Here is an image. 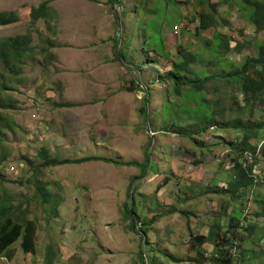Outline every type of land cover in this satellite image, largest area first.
I'll list each match as a JSON object with an SVG mask.
<instances>
[{"label": "rangeland", "instance_id": "374dc122", "mask_svg": "<svg viewBox=\"0 0 264 264\" xmlns=\"http://www.w3.org/2000/svg\"><path fill=\"white\" fill-rule=\"evenodd\" d=\"M43 1H49L52 10L49 26L42 21L31 25L29 9ZM119 1L121 6L109 0H0V10L16 11L19 16L18 23L0 27V38L28 33L33 47V53L19 65V76L4 72L0 64V99L7 101L12 96L16 100L15 110L0 109V155H4L0 198L4 186L14 207L28 201L21 208H27L25 217L34 223L36 249L35 256L24 254L17 242L8 261L0 257V264H43L51 247L58 253L53 264H195L190 262L196 253L189 239L201 233L217 211L238 215L244 225L241 233L254 224L257 235L264 232V218L258 216L264 199L263 178L236 202L226 195L203 193L213 186L223 187L224 180L231 176L228 148L221 139L223 136L233 141L237 131L218 127L200 137L195 135L194 142L201 148L189 140L191 129L183 137L160 130L163 106L171 111L172 103H182L167 95L165 82H158L172 63L178 62L175 45L197 51L204 60L212 57L204 47V38H211L214 30L204 32L202 37L194 35L199 24L197 15L208 11V0H179L182 20L171 32L161 33L169 56L157 61L153 59L158 57L157 52L142 51L144 42L134 25L138 17L129 21L130 16H121L122 10H133L141 0ZM211 2L217 3L216 17L229 23L219 25L216 31L236 36L235 31L242 28V40L251 47L240 55L226 53L215 66L190 64L191 74L200 78L237 67L246 57L255 55L257 44L264 42V32H256L253 25L241 19L237 5ZM181 27H185L184 32ZM118 36L129 40V62L115 59ZM44 49L48 56H44ZM138 64L136 79L144 91L129 90L134 76L127 67ZM146 91L149 102L145 106L153 124L145 126L139 110ZM203 92L207 100L203 105L210 108H214L213 100L221 97L227 123L238 116L237 108L230 107L227 99L237 93L234 84L210 80ZM170 104V109L166 108ZM240 116L245 119L244 112ZM259 117L264 120V114L257 113L255 119ZM188 122L192 121L184 124ZM41 148L48 151L49 159L70 162L38 173L37 182L50 195L44 203L28 163L23 161L27 158L35 166L42 163L38 158ZM87 157L118 163H74ZM131 161L139 166L119 164ZM260 172L264 173V159L256 165V175ZM132 218L153 221L151 227L141 228L145 236L138 231L139 222L133 230ZM223 221L225 226L224 217ZM263 245L264 237L258 245L245 243L248 251L242 264H264V257L259 255ZM238 247L239 242L234 249L236 255ZM203 250L210 253L212 247L204 245ZM203 263L213 264L210 260Z\"/></svg>", "mask_w": 264, "mask_h": 264}, {"label": "trees", "instance_id": "16d2710c", "mask_svg": "<svg viewBox=\"0 0 264 264\" xmlns=\"http://www.w3.org/2000/svg\"><path fill=\"white\" fill-rule=\"evenodd\" d=\"M226 4L237 5L240 18L245 19L247 23L253 25L256 32H264V0H222ZM114 5H120L119 0H109ZM181 4L179 0H141L134 6L133 10H122L121 16L124 18H137L136 26L137 35L143 39L142 51L147 52L153 50L157 52L158 57L153 56L154 60H161L168 58L169 49L166 47L165 39L162 38L161 33L166 30H172V27L179 25L182 16ZM201 5L203 3L201 2ZM49 1H43L37 7H30L29 19L30 24L42 21L47 26L48 16L52 11L49 8ZM200 7V6H199ZM199 24L194 29V35L202 37L206 31H211V38H204L205 49L212 55L208 59H203L197 54V51H189L184 49L181 45L177 44L176 55L178 58L177 63H172V68L162 76L158 82H165L167 84V95L174 97L176 100H181L180 105L172 103L166 108L171 111H165L164 106L161 109V115L163 117L162 130L163 132H175L178 136L183 137L187 129H191L193 134L189 138L191 142H194L196 137L202 136L208 129L214 128L223 130L233 129L237 131L233 141H229L222 136V144L227 145V158L229 170L232 171L231 176L225 179V185L223 187L213 186L203 193L229 196L230 201H235L242 198L246 190L252 188L259 182L260 178L264 179V173L260 172L256 175V165L259 164L261 159H264V136L261 135L264 127V120L255 119L257 113L264 114V42L257 44L256 54L246 57L241 64L237 67H232L230 70L220 72L218 74L209 75L200 78L191 74L189 65H205L207 67L215 66L219 59L223 55L230 51H234L238 55L244 51H248L251 47L249 42H244L242 39L245 36V31L242 28L237 29L236 36L224 35L216 31V27L219 25L229 26V23L217 16V3H212L208 0V11L198 13ZM115 18L118 16L115 14ZM19 22V16L16 11H3L0 10V27H7ZM126 24V23H125ZM127 25V24H126ZM49 26V25H48ZM181 31H185V27H181ZM175 35V33H173ZM26 33L20 36L4 37L0 38V64L4 72L11 73V75L19 76V68L23 63V59L30 56L29 53H33V47H30V35ZM135 34V36L137 37ZM115 42L116 60H122L129 62L126 58V49L129 46V40L127 37L119 39ZM44 42H47L45 40ZM234 46H230L231 43ZM48 56L46 50L43 52ZM20 65V66H19ZM141 65L138 64L134 67H127V69L133 73L134 78L130 80L131 86L129 90H143V87L139 84L135 72ZM210 80H221L225 84H234L237 88V93H232L227 99L230 100V107L237 108V117L233 118L229 123L225 120V110L221 105V97H217L213 100V107L203 105V101H207L203 89L205 84ZM3 86V85H2ZM142 87V88H141ZM148 87V86H147ZM3 87L0 88L2 90ZM213 90H216L215 88ZM3 91V90H2ZM8 91V90H7ZM8 91L7 93H9ZM146 95L143 97V104L140 108L142 116V123L145 126L147 124L152 125L153 120L150 112H147L145 104L149 102V93L146 91ZM16 100L11 97L7 98V101L0 99V109L2 110H15ZM191 106L188 107V105ZM58 106H69V104H58ZM229 107V108H230ZM212 110V111H211ZM235 112V111H234ZM244 112L245 119L241 118L240 114ZM151 116V117H150ZM169 116V117H168ZM157 117V114H155ZM257 118V117H256ZM188 120L187 125L184 123ZM229 124V125H228ZM3 126L6 129H10L8 124ZM225 132V131H223ZM261 136V137H260ZM199 146L198 144H195ZM201 147V146H199ZM202 148V147H201ZM206 149V147H204ZM38 158L42 163L38 165H32V161L27 158H23V161L28 163L31 170V177L39 197L41 195V203H44L50 195L45 192L44 185H40L37 182V175L42 169L47 167L59 166L69 162V160H56L48 158V151L41 148L38 151ZM87 161H104L108 163L118 162L111 161L110 159L100 157H87L75 160L74 163L87 162ZM4 162V155H0V166ZM70 163V162H69ZM127 167H137V162H122L119 163ZM2 179L0 172V180ZM3 191V198H0V257L5 258L3 262H7L10 258L11 247L19 242L20 248L24 254L35 256V226L34 223L28 220L25 215L27 208L22 209L21 205L27 203L24 200L20 202L17 207H14L8 198L4 186L1 187ZM263 206L261 207V213L259 217L264 218V199L261 200ZM255 202V201H254ZM229 207L234 208L229 204ZM238 208V207H237ZM241 208H239L240 210ZM230 210V209H229ZM53 214H56V209L53 206ZM124 211L126 213V205H124ZM134 214V213H133ZM229 214V215H228ZM223 211H217L214 214V220L208 225H205V232H201L198 235H193L189 239V243L193 246L196 253V258L190 262L204 264L210 260L213 264H242L244 263L245 253L248 249L245 247V243H252L258 245L264 237V232L256 234L255 224L247 226L244 231V225L240 217L236 214L232 215ZM223 217L226 219V225L223 226ZM245 218V217H244ZM139 222L138 231L141 236H145V231L141 230L142 227H151L153 221H136L131 219V223L134 225L133 230H136V224ZM140 236V239H141ZM239 242L238 253H234L236 244ZM146 243V240L144 241ZM204 245L212 247L210 253H206L203 250ZM241 246V247H240ZM213 252V253H212ZM212 253V254H211ZM252 257H255L254 251H250ZM57 252L49 248L45 254L43 264H53L57 256ZM259 255L264 257V245L259 247ZM259 258V256H257ZM7 264V263H6Z\"/></svg>", "mask_w": 264, "mask_h": 264}, {"label": "clouds", "instance_id": "9594fccd", "mask_svg": "<svg viewBox=\"0 0 264 264\" xmlns=\"http://www.w3.org/2000/svg\"><path fill=\"white\" fill-rule=\"evenodd\" d=\"M174 26H175V25H174ZM174 26H173V27H174ZM177 26H179V25H177ZM173 27H172V28H173ZM172 33H175V32H174V31H172ZM176 33H178V32H176ZM176 33H175V34H176Z\"/></svg>", "mask_w": 264, "mask_h": 264}, {"label": "crops", "instance_id": "0c3cea01", "mask_svg": "<svg viewBox=\"0 0 264 264\" xmlns=\"http://www.w3.org/2000/svg\"><path fill=\"white\" fill-rule=\"evenodd\" d=\"M202 232H203V233L205 232V228H203Z\"/></svg>", "mask_w": 264, "mask_h": 264}, {"label": "built area", "instance_id": "2783aa9c", "mask_svg": "<svg viewBox=\"0 0 264 264\" xmlns=\"http://www.w3.org/2000/svg\"><path fill=\"white\" fill-rule=\"evenodd\" d=\"M175 28H177V27L174 26V29H175ZM174 32H175V31H174ZM175 33H176V32H175Z\"/></svg>", "mask_w": 264, "mask_h": 264}]
</instances>
